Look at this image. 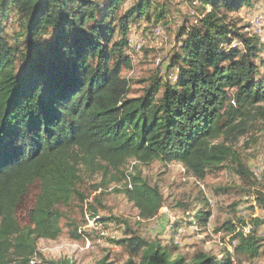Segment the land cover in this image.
Wrapping results in <instances>:
<instances>
[{
	"label": "trees",
	"instance_id": "trees-1",
	"mask_svg": "<svg viewBox=\"0 0 264 264\" xmlns=\"http://www.w3.org/2000/svg\"><path fill=\"white\" fill-rule=\"evenodd\" d=\"M124 1L0 0V264H31L38 240L59 237L71 201L85 206L86 224L117 221L99 217L100 195L88 201L80 186L98 173L92 190H106L125 178L128 160L176 162L197 181L231 163L249 179L233 146L264 121V44L238 35L230 16L251 0H194L201 18L181 31L171 77L152 76L133 97L120 75L131 66L130 25L153 17L157 26L165 11L159 0H135L121 12ZM130 178L116 192L152 219L162 207L158 186ZM252 194L263 215L253 222L264 224V194ZM235 226L222 225L233 253L257 258L264 239ZM67 234L78 241L85 232ZM114 244L126 252L123 264H233L225 252L186 260L130 229Z\"/></svg>",
	"mask_w": 264,
	"mask_h": 264
},
{
	"label": "rangeland",
	"instance_id": "rangeland-1",
	"mask_svg": "<svg viewBox=\"0 0 264 264\" xmlns=\"http://www.w3.org/2000/svg\"><path fill=\"white\" fill-rule=\"evenodd\" d=\"M133 1L125 0L120 11L124 12ZM251 2L250 7L244 6L230 16L233 30L243 39L264 44V0ZM159 4L164 7L165 17L156 23L157 26H154L153 17L149 22L141 18L130 25L126 50L131 66L123 68L120 74L127 80L128 97L140 95L152 76L171 77L167 66L178 50L181 31L201 16L194 0H159ZM11 31L10 24L8 32ZM238 49L243 47L239 45ZM233 149L236 161L249 174V179L235 173V164L231 163H226L218 173L197 181L176 162L164 165L154 161L140 165L135 160L124 164L125 178L120 177L121 180L111 183L106 190H92L101 179L98 173L85 177L80 191L88 201L100 195V204H95L98 216L117 221L100 224L88 221L86 224L82 215L85 206L71 201L68 208L63 209L59 237L52 241L38 240L39 255L31 264H64L66 261L71 264H123L128 258L126 252L114 242L123 238L129 229L146 241H157L161 246L175 249V255L186 260L197 252L214 255L225 252L233 264H264V247L253 260L236 255L233 253L236 242L231 240L233 233L222 228L229 221L236 225L235 231L254 230L257 237L264 239V224L253 222L262 220L263 215L252 196L255 191L264 194V121L258 119L246 135L238 138ZM136 174L148 184L157 185L162 195V207L150 220H141L133 205L116 192L126 185L127 178L130 181V176ZM194 214L205 218L199 226L194 222ZM239 221L246 223L242 230L238 228ZM74 227L85 232L83 239L74 241L68 237L67 230ZM182 229L184 233L179 243L177 231Z\"/></svg>",
	"mask_w": 264,
	"mask_h": 264
},
{
	"label": "built area",
	"instance_id": "built-area-1",
	"mask_svg": "<svg viewBox=\"0 0 264 264\" xmlns=\"http://www.w3.org/2000/svg\"><path fill=\"white\" fill-rule=\"evenodd\" d=\"M156 34H159L158 29H156ZM136 48H137V46H136ZM183 233H184V230H183V229H182L181 231H177V237H178V239H179V243H180V239H181L182 236H183Z\"/></svg>",
	"mask_w": 264,
	"mask_h": 264
},
{
	"label": "bare ground",
	"instance_id": "bare-ground-1",
	"mask_svg": "<svg viewBox=\"0 0 264 264\" xmlns=\"http://www.w3.org/2000/svg\"><path fill=\"white\" fill-rule=\"evenodd\" d=\"M32 263V262H31Z\"/></svg>",
	"mask_w": 264,
	"mask_h": 264
}]
</instances>
